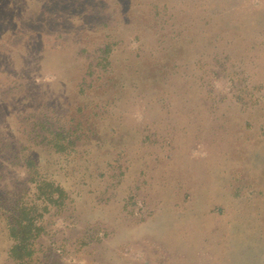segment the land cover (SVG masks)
Listing matches in <instances>:
<instances>
[{"label":"rangeland","instance_id":"rangeland-1","mask_svg":"<svg viewBox=\"0 0 264 264\" xmlns=\"http://www.w3.org/2000/svg\"><path fill=\"white\" fill-rule=\"evenodd\" d=\"M0 264H264V0H0Z\"/></svg>","mask_w":264,"mask_h":264},{"label":"trees","instance_id":"trees-1","mask_svg":"<svg viewBox=\"0 0 264 264\" xmlns=\"http://www.w3.org/2000/svg\"><path fill=\"white\" fill-rule=\"evenodd\" d=\"M65 135L67 134H64V137L58 140L62 142L61 144L64 143L63 141H69V137ZM61 147L62 145L59 144V148ZM33 189L35 199L12 201L10 210L6 213L7 231L14 242L9 253L13 256L17 252L18 256L13 257L19 260L30 254L29 247L32 245L30 240L34 239V236L37 237L40 230L43 229L41 222L44 213L49 212L51 207L61 208L67 198L61 186L36 176ZM3 207H5L4 204L1 209ZM3 209L5 210V208Z\"/></svg>","mask_w":264,"mask_h":264}]
</instances>
